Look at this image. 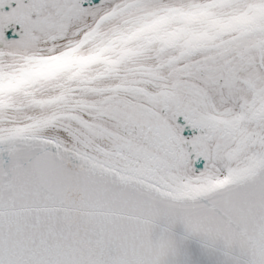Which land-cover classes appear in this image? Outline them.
<instances>
[{"label":"snow or ice","instance_id":"obj_1","mask_svg":"<svg viewBox=\"0 0 264 264\" xmlns=\"http://www.w3.org/2000/svg\"><path fill=\"white\" fill-rule=\"evenodd\" d=\"M0 264H264V0H0Z\"/></svg>","mask_w":264,"mask_h":264}]
</instances>
